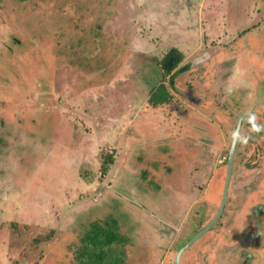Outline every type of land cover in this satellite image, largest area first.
<instances>
[{
  "label": "rangeland",
  "instance_id": "1",
  "mask_svg": "<svg viewBox=\"0 0 264 264\" xmlns=\"http://www.w3.org/2000/svg\"><path fill=\"white\" fill-rule=\"evenodd\" d=\"M191 1L200 2L0 0V264H97L89 254L100 247L84 238L112 219L117 240L111 251L103 246L102 264H174L216 215L236 115L262 120L264 108L243 90L232 100L220 80L230 72L197 65L203 52L183 59V71L164 73L159 61L170 48L193 49L194 36L183 45L167 22L174 11L198 13ZM241 1L248 9L246 1L264 0ZM236 5L204 1L206 28L221 33L237 19ZM154 85L176 98L153 105ZM245 126L223 217L187 250L204 239L212 245L197 264H217L216 242L237 239L224 222L264 199V133ZM108 154L114 160L105 166ZM191 180L198 196L183 200L178 191ZM188 253L182 264L194 259Z\"/></svg>",
  "mask_w": 264,
  "mask_h": 264
},
{
  "label": "crops",
  "instance_id": "2",
  "mask_svg": "<svg viewBox=\"0 0 264 264\" xmlns=\"http://www.w3.org/2000/svg\"><path fill=\"white\" fill-rule=\"evenodd\" d=\"M155 1H157L159 6L162 7L167 5L168 3L167 1L169 0H155ZM204 1L206 0H200V2L191 1L189 3L190 6L196 8L198 13L193 12L192 11L193 9H190L188 10L189 12L187 10L186 11L184 10L182 11L183 13H181L182 15L181 14L178 15L176 11H174V14L172 15L170 14L172 17L167 19V22L168 21L171 22L169 25L170 28H172L173 26L174 28L176 29L178 28V30L181 31L180 36L183 37L182 40L183 45L187 46L188 44L187 38L191 37V35L192 37L194 36L195 43L193 45V49L191 48L189 52L186 53L180 50L184 54V59L188 58L191 55H196V54L198 55L200 54V52L205 53V56L200 58L201 60L197 62V65L205 64L208 67V70L211 69L212 71L214 67L216 68L219 67V69H224V71H229L230 79L226 80L225 78L224 79L222 78L220 80L223 86V87L221 86V88H225L224 86L225 83H228L230 91L232 90V93L230 95L232 100L234 98L235 99L240 98L241 92L243 90L245 91L244 97L246 101L248 103H251V105L256 102L264 103V1L263 2L246 1L250 3L249 5H247L249 8L245 9V7H243L244 5L243 3L245 1L237 0L236 7H238V12H235V14L237 15L236 16L237 21L235 20L234 21L235 23L230 22L232 24L222 27L220 29L221 33L219 32L217 26L213 30L211 29L209 30L208 28H206L205 26L206 22H204L202 16L203 11L201 10ZM168 5L171 4L168 3ZM186 12L189 13V15L194 14L196 19L195 20L196 30H193L194 26L192 28L191 24L194 22L188 20L190 17ZM234 24L236 25V28ZM214 40L221 41L223 42V44H220L219 47L212 48L211 46H209V44H211V42H213ZM230 42H232V45H235L233 49H230L231 48L230 45H229L230 47L227 46L228 43ZM202 85H204V83ZM155 86L157 85H154V88L151 89L152 91L155 89ZM152 91L150 93H152ZM216 92H222L223 95H226L225 90L220 91L219 88H216ZM149 96H151V94H149ZM173 98H176V96L171 94L170 102L172 101ZM201 100L204 101L202 98ZM192 181L193 180L189 182L190 188L188 190L178 191L179 193L182 192L184 194V196L182 197L183 200H188L187 198H191L190 199L191 201L194 197L198 196V194L195 193L194 191V185L191 184ZM202 182L203 180L198 179L196 183H199V185H195V187L196 188L201 187L200 185ZM171 188L176 191V187L173 186ZM198 190L199 189H196V192H198ZM234 197L236 199H241V197L239 196L236 197L235 193L233 196V200ZM245 208H247V206ZM245 208H242V210L238 212L236 218L234 217V220L231 221L234 222V226L237 227L236 229H240L244 225H246L245 221H247V219L249 218L248 216L250 210L249 208L248 209ZM235 232L237 233L236 235L237 239L235 241L233 239V242H229V243H225L226 241L224 240H222L221 243H219V241L216 242V246L219 245L218 250H216V257H214L215 252L213 254H210L211 257L210 261H214L217 264L218 263L236 264L240 256L241 248H246L248 250L254 248L252 244H245L243 240L244 238L238 236L237 231ZM203 242L205 243L201 242V246L199 245L200 247L198 246L193 248L192 250H189L190 252L191 251L194 252V259L190 257L189 258L190 261L188 262V264H197L196 262L197 258H205L208 256V253L212 250L211 247L209 246L212 245H209L210 243L208 242L207 239H204ZM187 250L184 252V254L186 252L188 253ZM254 251L255 252L257 251L262 255V257H264V244L263 246H258L256 249H254ZM183 256L184 255H182V257ZM202 263L205 264L203 260ZM181 264H182V258H181Z\"/></svg>",
  "mask_w": 264,
  "mask_h": 264
},
{
  "label": "flooded vegetation",
  "instance_id": "3",
  "mask_svg": "<svg viewBox=\"0 0 264 264\" xmlns=\"http://www.w3.org/2000/svg\"><path fill=\"white\" fill-rule=\"evenodd\" d=\"M185 67H186L185 68L186 70H189L190 64L186 65ZM180 70L183 71L184 69L181 68ZM258 104H259L260 108H264V103H258ZM229 107H230V105L228 104V109H231ZM262 113H263L262 120H258V117H254L252 115V112L249 113L246 111V112L237 113V115H236L237 122L236 123H238V119L243 116V119H242L243 122H242L240 137L242 136V130L244 128V125H246L247 127L253 128V129L255 128L254 125L247 122V120H246L247 117L255 119L259 123L258 124L259 129L257 127H256L257 129L256 128L255 129L259 130V132H261L263 130V133H264V111ZM236 123H235L234 133H235V130L237 128ZM240 137H239V140H240ZM238 143H239V141H238ZM230 149H231V147H230ZM230 149H229L228 157H226L227 166H228V161H229V157H230ZM236 152H237V149H236ZM235 159H236V157H235ZM249 165L251 166L252 164H249ZM262 165L264 166V164H262ZM234 167H235V164H234ZM257 172L259 173V171H257ZM262 172H264V170H262ZM233 174H234V172H233ZM225 181H226V179H225ZM224 186H225V183L223 185V191H224ZM229 195H230V192H229ZM263 196H261V197H263ZM249 209H250V213H249L248 219H250V220L247 219V221H245L246 225H244L240 229H236V231L238 232V236H240L241 238H244L243 240H244L245 244H252L254 246V248H252L251 250H248L246 248H241L240 256H239L236 264H264V257L260 256L261 254L257 253V251L256 252L254 251V249H256L258 246H263V244H264V199H260L258 202H256V204L254 203L252 205V207H249ZM251 215H257L258 218L255 221H253V219L251 220L252 217L250 218ZM222 217H223V215H222ZM222 217H221V219H222ZM224 223L227 224L228 230H233V228H237L234 226V222H228V223L224 222Z\"/></svg>",
  "mask_w": 264,
  "mask_h": 264
},
{
  "label": "trees",
  "instance_id": "4",
  "mask_svg": "<svg viewBox=\"0 0 264 264\" xmlns=\"http://www.w3.org/2000/svg\"><path fill=\"white\" fill-rule=\"evenodd\" d=\"M183 59H184V54L178 48H172L165 53L164 57L159 62L161 64L164 73L167 75L175 70L179 72L180 70L178 68ZM160 86H163V84H161ZM160 92H161L160 90H157L155 88L152 92L153 95H151L150 97L151 103L155 106L162 103H166L170 100L171 94L167 90V88L164 89L163 93ZM113 160H114L113 155L110 154L106 155L104 158L105 166L106 164L112 162ZM112 223L113 226L112 224L111 226L110 225L103 226L99 223H94L93 229H91V231L86 233V237L84 238L87 239V241L90 244L97 245L100 247V250L97 253L93 251L89 254L90 259L98 258L97 260H95V263L97 264H102V260L107 256V254H109L105 249H103V246L108 245V249H110L111 251L112 248L111 243L117 240V235L114 232V228H115L114 225H116V220L112 219ZM35 241L40 242L41 239L36 238ZM182 246L183 245H181L180 247Z\"/></svg>",
  "mask_w": 264,
  "mask_h": 264
},
{
  "label": "water",
  "instance_id": "5",
  "mask_svg": "<svg viewBox=\"0 0 264 264\" xmlns=\"http://www.w3.org/2000/svg\"><path fill=\"white\" fill-rule=\"evenodd\" d=\"M242 119H243V116L238 119L237 128H236L235 133L233 135V139H232V143H231V149H230V157H229V161H228V170H227V175H226V181H225L223 196L221 199V204L219 206V209H218L216 215L210 221H208L195 234V236L192 239H190L185 245H183L177 251L174 264H181V258H182L183 253L187 249H189L192 245H194L197 241H199L205 234H207L209 231H211L216 226V224L220 221V219L224 213L225 207H226L227 202H228L229 189H230L232 176H233V172H234L236 149H237V145H238V141H239V137H240V133H241L242 122H243ZM246 120L248 123L254 125L255 128L256 127L258 128L259 123L255 119L247 117ZM261 132H263V130Z\"/></svg>",
  "mask_w": 264,
  "mask_h": 264
},
{
  "label": "bare ground",
  "instance_id": "6",
  "mask_svg": "<svg viewBox=\"0 0 264 264\" xmlns=\"http://www.w3.org/2000/svg\"><path fill=\"white\" fill-rule=\"evenodd\" d=\"M147 80H148V79H147ZM147 80H146V81H147Z\"/></svg>",
  "mask_w": 264,
  "mask_h": 264
}]
</instances>
